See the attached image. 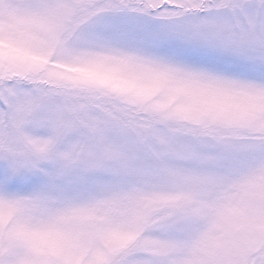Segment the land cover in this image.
<instances>
[{"label": "snow or ice", "instance_id": "6c2138e0", "mask_svg": "<svg viewBox=\"0 0 264 264\" xmlns=\"http://www.w3.org/2000/svg\"><path fill=\"white\" fill-rule=\"evenodd\" d=\"M0 264H264V0H0Z\"/></svg>", "mask_w": 264, "mask_h": 264}]
</instances>
